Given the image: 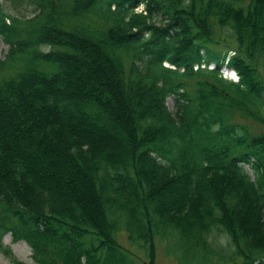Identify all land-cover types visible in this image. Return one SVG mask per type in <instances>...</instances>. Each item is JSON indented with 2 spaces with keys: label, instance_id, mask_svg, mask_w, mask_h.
<instances>
[{
  "label": "trees",
  "instance_id": "16d2710c",
  "mask_svg": "<svg viewBox=\"0 0 264 264\" xmlns=\"http://www.w3.org/2000/svg\"><path fill=\"white\" fill-rule=\"evenodd\" d=\"M29 2L0 4V253L9 234L34 264H155L156 242L264 264V132L236 121L264 126V0Z\"/></svg>",
  "mask_w": 264,
  "mask_h": 264
},
{
  "label": "rangeland",
  "instance_id": "374dc122",
  "mask_svg": "<svg viewBox=\"0 0 264 264\" xmlns=\"http://www.w3.org/2000/svg\"><path fill=\"white\" fill-rule=\"evenodd\" d=\"M0 4L2 6L3 11L11 17H17V18L26 20V19H29L33 16V8L34 7L29 2V0H0ZM141 9H142V7L138 6L136 8V12L141 11ZM216 32L219 33V35H221V37L219 35H218V37L225 39L228 42L231 41L228 37V35H229L228 32L220 33L218 30H216ZM6 51H7V46H5L0 39V61L3 60V58L6 54ZM230 55L231 54L229 53L228 56H230ZM163 66H167V65L163 64ZM221 77L225 78L227 80H230L232 82L236 81V76L229 73L228 68H227V71L221 72ZM172 105H173V100L171 98H168L165 101V106L171 112L173 110ZM236 121L238 123H240L242 126L248 128V130L253 135L264 132V126L263 125L253 123L249 120L245 121V120L237 119ZM96 138H97L96 140H98L99 142L101 141L102 144H105V140L103 138H98V137H96ZM244 170L249 175L250 179L252 180L253 179L252 172L247 167H244ZM43 175L44 174L40 173V177H42ZM171 191L173 193L172 194L169 193L170 197H171V195L176 196L178 193V191L176 192L174 189ZM60 196L57 195L56 193L52 194V199L55 202V204H58V205L63 204L64 205L65 203H67L65 205H68L72 209V211L79 209L76 206V204L74 203V200L71 199V197H68V198H65L62 200ZM90 202H89V204H90ZM90 208H92V207H90ZM79 210H81L82 212H85L83 207H81ZM118 239H119L118 240L119 243L123 247H128V244L125 241L124 235H122V234L119 235ZM211 239L213 242V246L216 249H220V248L224 249V251H221V253L223 252L226 254V253L230 252V248L227 247L226 237L223 233H221L220 231H214L213 235H211ZM1 244L4 247L5 251H7V254L0 253V264H34L31 260L30 249L24 242H22V241L13 242L10 238V235L6 234L2 237ZM164 249H165L164 243L156 242L155 264H175L173 262V259L166 256V254L164 253ZM187 264H196V263L194 262V263H187ZM197 264H199V263H197ZM205 264H217V263H213L211 261V263L209 262V263H205Z\"/></svg>",
  "mask_w": 264,
  "mask_h": 264
},
{
  "label": "bare ground",
  "instance_id": "6f19581e",
  "mask_svg": "<svg viewBox=\"0 0 264 264\" xmlns=\"http://www.w3.org/2000/svg\"><path fill=\"white\" fill-rule=\"evenodd\" d=\"M214 66V65H213ZM220 70V69H219ZM225 72V71H224Z\"/></svg>",
  "mask_w": 264,
  "mask_h": 264
}]
</instances>
